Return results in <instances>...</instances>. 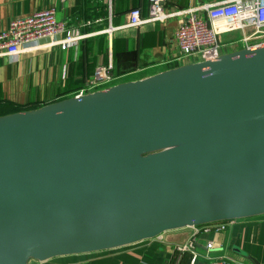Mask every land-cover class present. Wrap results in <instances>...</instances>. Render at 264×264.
<instances>
[{"label":"water","instance_id":"water-1","mask_svg":"<svg viewBox=\"0 0 264 264\" xmlns=\"http://www.w3.org/2000/svg\"><path fill=\"white\" fill-rule=\"evenodd\" d=\"M260 213L264 45L0 116V264Z\"/></svg>","mask_w":264,"mask_h":264},{"label":"crops","instance_id":"crops-1","mask_svg":"<svg viewBox=\"0 0 264 264\" xmlns=\"http://www.w3.org/2000/svg\"><path fill=\"white\" fill-rule=\"evenodd\" d=\"M214 1L164 0L162 8L178 12ZM147 5V0H0V32L11 20L53 7L56 20L67 30L84 35L64 50L58 46L44 48L40 44L46 39H41L30 49L0 57V116L70 97L97 67H105L114 77L111 83L117 84L191 61L173 59L178 55L173 33L183 15L126 26L127 11L138 8L145 17ZM196 229L193 237V228L188 226L119 247L30 259L28 263L170 264L176 247L192 239L195 264H211L218 259L233 264H253V259L264 264V213L233 218L223 231L205 230L202 225Z\"/></svg>","mask_w":264,"mask_h":264},{"label":"built area","instance_id":"built-area-1","mask_svg":"<svg viewBox=\"0 0 264 264\" xmlns=\"http://www.w3.org/2000/svg\"><path fill=\"white\" fill-rule=\"evenodd\" d=\"M163 2L164 0H147L145 17L141 16L138 8L129 9L126 14V26L164 21L172 15H183L184 19L173 33L178 49L174 61L184 62L191 59L186 64L208 61L236 50L253 49L264 45V0H215L178 12L164 11ZM54 13L55 9L48 7L11 20L7 28L0 32V57L30 49L41 39H46L45 43L40 44L44 48L58 46L60 50H64L84 37L76 30H67L63 22L56 20ZM232 32L237 33L236 38L223 42L222 36ZM113 79L105 67H97L92 76L83 82V86L75 90L70 97L78 98L105 89L114 84L105 86ZM230 224L231 219H225L201 225L205 230L223 231ZM196 227L192 226L191 237L197 232ZM210 248V244H207L206 249ZM176 251L188 252L190 254L188 264H195L192 239L177 246ZM211 264L233 263L218 259Z\"/></svg>","mask_w":264,"mask_h":264},{"label":"bare ground","instance_id":"bare-ground-1","mask_svg":"<svg viewBox=\"0 0 264 264\" xmlns=\"http://www.w3.org/2000/svg\"><path fill=\"white\" fill-rule=\"evenodd\" d=\"M263 125L258 122H245V123H237L232 125H223L218 127H212L210 129L201 131V133H195L191 135V139L197 138H211V139H225L230 138L233 139L238 135H253L261 132ZM189 138H184L179 140L174 145L181 144L184 142H189ZM69 251H73L70 250Z\"/></svg>","mask_w":264,"mask_h":264},{"label":"trees","instance_id":"trees-1","mask_svg":"<svg viewBox=\"0 0 264 264\" xmlns=\"http://www.w3.org/2000/svg\"><path fill=\"white\" fill-rule=\"evenodd\" d=\"M199 226V225H197ZM190 255L187 252H175L170 260V264H188Z\"/></svg>","mask_w":264,"mask_h":264},{"label":"rangeland","instance_id":"rangeland-1","mask_svg":"<svg viewBox=\"0 0 264 264\" xmlns=\"http://www.w3.org/2000/svg\"><path fill=\"white\" fill-rule=\"evenodd\" d=\"M236 32H232L231 34H225L224 36H222V40H223V42H228V41H230V40H233V39H235L236 38ZM111 82H113V81H110L109 83H107V84H105V86L106 85H109ZM83 85H81V87H82ZM100 87H102V86H100ZM177 229H179V228H177ZM181 229H183V227L181 228ZM173 230V229H172Z\"/></svg>","mask_w":264,"mask_h":264}]
</instances>
